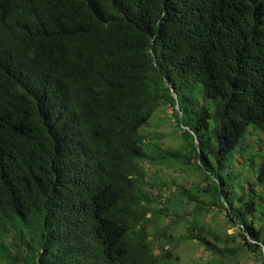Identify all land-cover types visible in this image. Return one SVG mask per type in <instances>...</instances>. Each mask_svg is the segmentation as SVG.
Returning a JSON list of instances; mask_svg holds the SVG:
<instances>
[{
  "label": "trees",
  "instance_id": "trees-1",
  "mask_svg": "<svg viewBox=\"0 0 264 264\" xmlns=\"http://www.w3.org/2000/svg\"><path fill=\"white\" fill-rule=\"evenodd\" d=\"M163 106L177 148L144 133ZM194 242L264 261V0H0V264H181Z\"/></svg>",
  "mask_w": 264,
  "mask_h": 264
},
{
  "label": "rangeland",
  "instance_id": "rangeland-1",
  "mask_svg": "<svg viewBox=\"0 0 264 264\" xmlns=\"http://www.w3.org/2000/svg\"><path fill=\"white\" fill-rule=\"evenodd\" d=\"M144 133H146L150 139H160L165 147L177 148L182 144V139L179 137L172 120V108L170 107L163 106L159 108L151 119L149 126L144 128ZM249 152H251V149H249ZM152 173L155 176L162 177L170 186H175L174 183L176 182L177 185L182 184L189 190L192 188L191 185L198 180L197 176L179 168L161 170L160 167H155ZM190 210L191 209H188V212ZM190 217L191 216L188 215V218ZM205 222L209 226L219 229L222 233L226 232L230 235L235 232L234 229L226 224L224 216L216 211L211 212L206 217ZM176 252L181 257V264H208L213 260L212 256L206 253L196 242L181 243L177 247ZM228 264H264V261L263 258L256 254L246 251L241 253L237 262L232 261Z\"/></svg>",
  "mask_w": 264,
  "mask_h": 264
}]
</instances>
